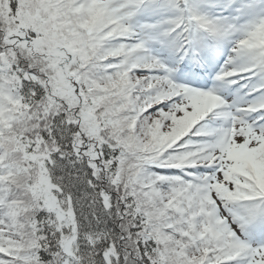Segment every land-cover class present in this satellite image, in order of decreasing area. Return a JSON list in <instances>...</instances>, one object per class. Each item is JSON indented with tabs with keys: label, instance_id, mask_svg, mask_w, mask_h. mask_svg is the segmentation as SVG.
<instances>
[{
	"label": "snow or ice",
	"instance_id": "1",
	"mask_svg": "<svg viewBox=\"0 0 264 264\" xmlns=\"http://www.w3.org/2000/svg\"><path fill=\"white\" fill-rule=\"evenodd\" d=\"M0 264H264V0H0Z\"/></svg>",
	"mask_w": 264,
	"mask_h": 264
}]
</instances>
